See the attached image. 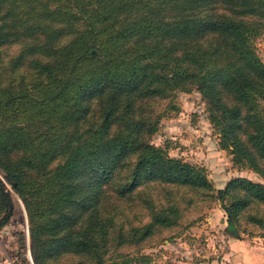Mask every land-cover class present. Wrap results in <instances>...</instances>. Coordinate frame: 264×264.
I'll use <instances>...</instances> for the list:
<instances>
[{"label":"trees","instance_id":"obj_1","mask_svg":"<svg viewBox=\"0 0 264 264\" xmlns=\"http://www.w3.org/2000/svg\"><path fill=\"white\" fill-rule=\"evenodd\" d=\"M263 32L264 0H0V228L13 190L34 264H152L141 249L214 200L229 235L264 236ZM192 90L262 180L216 188L152 142Z\"/></svg>","mask_w":264,"mask_h":264},{"label":"rangeland","instance_id":"obj_2","mask_svg":"<svg viewBox=\"0 0 264 264\" xmlns=\"http://www.w3.org/2000/svg\"><path fill=\"white\" fill-rule=\"evenodd\" d=\"M255 45L264 60V32L257 37ZM16 49L17 45L8 47L6 57ZM174 102L178 110L162 117L157 132L151 138L153 143L165 146L172 156L203 165L216 188L223 187L235 175L262 180L250 168L235 165L231 154L219 147L218 134L207 119L204 100L197 91H178ZM12 196L14 213L0 228V264H34L29 248L27 214L13 190ZM209 203V207L203 204L198 211L187 207L179 222L164 229L149 243L151 245L141 249L151 253L152 264H167L168 261L174 264H231L224 252L229 239L235 237L225 231L226 216L219 202ZM168 235H173V239H167ZM252 238L264 243V236L260 235L243 234L239 239Z\"/></svg>","mask_w":264,"mask_h":264},{"label":"crops","instance_id":"obj_3","mask_svg":"<svg viewBox=\"0 0 264 264\" xmlns=\"http://www.w3.org/2000/svg\"><path fill=\"white\" fill-rule=\"evenodd\" d=\"M224 256L231 264H264V243L254 238L229 239Z\"/></svg>","mask_w":264,"mask_h":264}]
</instances>
